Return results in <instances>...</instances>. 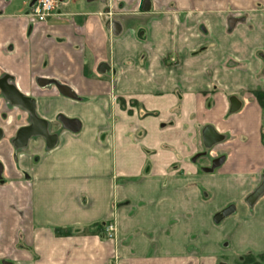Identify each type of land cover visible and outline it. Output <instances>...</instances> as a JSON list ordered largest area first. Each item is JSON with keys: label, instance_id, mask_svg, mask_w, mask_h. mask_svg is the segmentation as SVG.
<instances>
[{"label": "crops", "instance_id": "obj_1", "mask_svg": "<svg viewBox=\"0 0 264 264\" xmlns=\"http://www.w3.org/2000/svg\"><path fill=\"white\" fill-rule=\"evenodd\" d=\"M32 3L0 0V76L56 139L13 146L30 118L0 94V264L264 254V0H66L45 22Z\"/></svg>", "mask_w": 264, "mask_h": 264}, {"label": "water", "instance_id": "obj_2", "mask_svg": "<svg viewBox=\"0 0 264 264\" xmlns=\"http://www.w3.org/2000/svg\"><path fill=\"white\" fill-rule=\"evenodd\" d=\"M232 23V21H231ZM108 27L111 29L113 34H117L119 32V25L114 22H109ZM45 83L44 80H40L39 84L43 85ZM58 91L60 94L76 99V95L68 89L66 86H59ZM0 93L2 97L7 100L11 105L17 106L25 110L29 114L30 122L27 126L20 128L16 135V140L13 141V145L16 148H23L26 146L27 142L32 138H41L45 141L47 147H52L55 143L56 136L49 134L48 126L45 121L38 118L34 112V100L20 94L13 85L9 84L7 79L0 78ZM238 109V104L235 100H232V106L230 111L234 112ZM58 122L61 126L70 131L77 132L80 129V123L75 119H68L62 115L57 117ZM203 143L204 147L209 149L214 144L221 140V136L218 135L211 127H206L203 131ZM0 138H1V130H0ZM223 161L222 157H218L211 162L212 167H217ZM2 170V166L0 164V173ZM204 171H209L208 168H205ZM263 185L260 186L257 190H255L247 199V202L252 204L258 195L262 192ZM233 211L232 207H228L222 210L220 213L214 216V222H219L222 217L227 216Z\"/></svg>", "mask_w": 264, "mask_h": 264}, {"label": "built area", "instance_id": "obj_3", "mask_svg": "<svg viewBox=\"0 0 264 264\" xmlns=\"http://www.w3.org/2000/svg\"><path fill=\"white\" fill-rule=\"evenodd\" d=\"M65 1L66 0H33L29 15L38 22H45L48 17L57 12L61 4ZM104 232L108 239H114L116 234L115 224H107Z\"/></svg>", "mask_w": 264, "mask_h": 264}, {"label": "trees", "instance_id": "obj_4", "mask_svg": "<svg viewBox=\"0 0 264 264\" xmlns=\"http://www.w3.org/2000/svg\"><path fill=\"white\" fill-rule=\"evenodd\" d=\"M254 97L264 110V91L258 90L254 92ZM264 260V254L253 255L250 253L244 254L238 258L240 264H260V261Z\"/></svg>", "mask_w": 264, "mask_h": 264}, {"label": "flooded vegetation", "instance_id": "obj_5", "mask_svg": "<svg viewBox=\"0 0 264 264\" xmlns=\"http://www.w3.org/2000/svg\"><path fill=\"white\" fill-rule=\"evenodd\" d=\"M0 78H5L7 79L8 83L13 85L12 82L10 81L8 76H0ZM14 86V85H13ZM1 94V93H0ZM3 98V97H2ZM4 99V98H3ZM5 100V99H4ZM7 101V100H6ZM8 102V101H7ZM9 103V102H8ZM10 104V103H9ZM34 112H35V108H34ZM28 114V113H27ZM29 115V114H28ZM36 115V114H35ZM18 132V131H17ZM17 135V134H16ZM1 137H2V132H1ZM14 146V145H13ZM2 171V170H1Z\"/></svg>", "mask_w": 264, "mask_h": 264}, {"label": "rangeland", "instance_id": "obj_6", "mask_svg": "<svg viewBox=\"0 0 264 264\" xmlns=\"http://www.w3.org/2000/svg\"><path fill=\"white\" fill-rule=\"evenodd\" d=\"M236 264H240L236 261ZM260 264H264V260L263 261H260Z\"/></svg>", "mask_w": 264, "mask_h": 264}]
</instances>
